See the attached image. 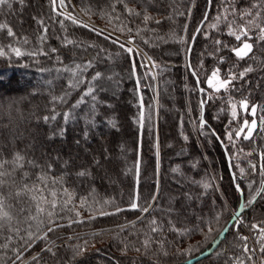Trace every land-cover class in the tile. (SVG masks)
I'll list each match as a JSON object with an SVG mask.
<instances>
[{"label": "trees", "instance_id": "1", "mask_svg": "<svg viewBox=\"0 0 264 264\" xmlns=\"http://www.w3.org/2000/svg\"><path fill=\"white\" fill-rule=\"evenodd\" d=\"M113 2L71 0L68 6L83 23L88 24L84 20H89L92 22L90 26L103 29L106 35L124 38L118 31H113L118 23H109L108 16L101 15V10L111 12L110 5ZM231 3L244 9L250 0H231ZM89 5L91 12L86 11ZM15 7L18 14L6 17L0 14V22L7 19L18 36L28 37L30 43L24 45L21 42L22 50L31 52L41 47L39 36L42 30L34 19L36 17L43 19L49 27L47 43L43 47L45 50L56 48L58 51L48 56L0 57V149L4 150L7 158H11L16 150H27L29 159L35 158L41 163L52 162L54 170L51 176L58 179L64 175L63 183L77 197L73 203L79 205L80 197H86L92 206L91 209L87 206L77 209L80 217H76L74 211L66 210L64 215L67 218L82 219L84 222L59 228L49 233L46 241H39L27 254L29 258L40 254L38 261L33 264H187L192 257L209 248L214 238L218 239L221 229L238 210L241 196L235 191L226 154L232 172L245 188V196L242 197L245 210L241 213L244 223L239 228V234L231 224L230 231L224 234L217 247L192 264H226V258L233 255L243 259L239 236L249 237V246L258 247V233L250 225L257 223L264 226V197L258 198L253 205H247L245 201L261 183L259 169L264 163L260 157V153L264 152V131L258 128L252 141L241 138L235 140V144L227 140L226 131L234 132L244 119L251 121L253 118L250 114L240 112L238 119L232 121L229 96L237 102L247 98L250 104L258 105V124L264 116V46H256L253 59L238 61L228 49L220 51L217 57L210 55L216 50V39L233 47L238 46L233 37L224 34L227 28L223 22L218 29L210 28L223 12L224 0H211V4L209 0H128V7L137 11L147 9V13L153 17L146 29L142 17L133 19L130 26L142 29L141 36L136 40L141 56L147 53L163 69L160 72L150 69L151 76H148L145 69L139 67L140 59L137 57L139 91L137 77L131 74V57L117 45L68 20L64 21V29H61L57 21L63 17H57L52 12L50 0H25L22 13L19 4H15ZM116 8L117 12H123V4H117ZM206 12L203 31L196 37L189 55V62L199 73V88L205 89L202 96L196 78L186 66V49L192 33ZM122 22H129L126 13ZM203 32L210 33L211 38L206 40ZM65 35L84 47H63L61 38ZM181 36L185 37L186 43L178 42ZM145 39L149 43H144ZM0 42L8 43L6 34L0 37ZM89 44L96 47L89 48ZM101 47L107 49L114 59H102L96 69L86 74L91 78L95 70H100L106 77H112L103 82L104 91L99 93L102 103L97 106L92 117L95 123L89 125L84 120L91 108L89 99L87 104L74 110L65 138L49 140L53 125L44 124L43 117L52 115V97L64 94L70 75L58 73L56 69L93 58ZM57 56L63 65L57 63ZM218 56H223L225 63L220 64ZM249 65L253 66L254 71L243 80L234 81L229 91L215 93L208 88L206 80L215 67H220L221 76L224 77L229 69L238 73ZM84 87L71 90L67 104L56 105V111H68L71 104L80 98ZM141 98L146 117L143 129L137 122ZM201 99L207 101L203 111L208 128L204 135L199 132ZM109 121H113L115 126ZM229 121L232 123L229 124ZM56 123L63 126V118L60 117ZM210 129H215L221 140L211 135ZM85 132L88 133L87 138ZM184 136L188 137L187 141ZM118 152L121 154L119 158L116 156ZM137 159L140 161L138 187ZM96 161H99V165ZM193 163L197 165L195 168L191 167ZM252 164L257 166L256 174L250 170ZM241 168L244 169L242 177ZM80 170H87L90 175L78 178L76 173ZM36 171L38 169L33 170V173ZM193 180L200 184H192ZM204 182L212 186L205 190L202 186ZM250 183L252 189L247 187ZM137 191L142 207L151 204L153 196L157 197L153 209L143 216L138 210H127ZM187 192H191L194 199H185ZM105 200L111 203L104 204ZM116 207L125 210L116 215L99 214V209L113 212ZM169 208L176 210L171 217L173 222L180 229H188L189 233L179 235L166 231L157 237L165 241L164 248L160 249L154 244L153 250L145 254L142 241L149 233L148 222L153 216L168 219L161 209L167 211ZM218 213L220 220L217 223L214 217ZM90 216L96 219H89ZM67 218L61 221L65 225L68 223ZM138 218H142L143 222ZM201 218L211 221L215 226V231L207 238L197 227ZM132 221H137L134 228L129 226ZM36 227L37 224L33 222L32 230L35 231ZM3 242L0 238V244ZM21 243L16 240L12 246L18 247ZM189 245L194 246L191 258L176 254L177 248L183 251ZM77 246L85 250L73 260V249ZM46 248H52L55 255L44 251ZM137 248L141 250L136 251ZM164 251L168 252L167 256L163 255ZM259 255L257 252L256 264ZM12 259L14 255L11 251L0 248V264H12Z\"/></svg>", "mask_w": 264, "mask_h": 264}, {"label": "snow or ice", "instance_id": "2", "mask_svg": "<svg viewBox=\"0 0 264 264\" xmlns=\"http://www.w3.org/2000/svg\"><path fill=\"white\" fill-rule=\"evenodd\" d=\"M71 3V0H50L52 7V12L55 13L57 17H63L57 21L60 24L61 29H64V21H71L73 25H77L82 28H87L89 31L94 32L97 36H102L104 40L110 41L112 44L117 45L119 49L123 50L124 53L128 54L131 57L132 68L131 74L134 77H137V91L140 90V78L137 74V60L139 57L140 63L139 67L145 69L146 75L151 76L150 69H156L157 72L163 71L156 61L149 56L147 53H144L143 56L140 54L139 46L136 44L137 37L141 36L142 29L140 27L133 28L131 21L133 19L143 18V26L146 29L149 23L153 20V17L147 13V9L143 11H137L135 8L128 7V0H114L110 5L111 12H104L101 10V15H107L109 18V23L117 22L118 26L113 29L114 32L118 31L121 36H124V40H121L120 37H113L112 34H105L103 29H97L85 24L80 21L71 11L67 10L68 4ZM211 4V0H209ZM15 4H19L20 11L22 13L23 8L25 7V0H0V14H3L5 17L8 15H16L17 9ZM123 4V12H117L116 5ZM74 8L75 5H72ZM87 12H91V5L86 9ZM124 13L127 14L128 23H123L122 18ZM184 15V13H179ZM37 24L41 28V35L39 36V44L41 47L34 51L22 50L20 46L21 42L24 45L30 43L28 37H20L14 31L12 25L8 23L7 19L3 22H0V37H3L6 34L8 38V43L0 42V57L8 58L10 55H14L16 58H20L24 55H29L32 57L36 56H48L49 53H57L56 48H51L50 50H45L43 47L47 43L49 27L45 24L44 20L41 18H36ZM205 20H207V14L205 15ZM157 24L160 21H155ZM223 22L226 25L227 31L224 33L227 36L233 37L238 46H230L229 44L224 43L220 39L214 41L216 45V50L213 53H210L211 56L217 57L218 53L223 49H228L231 51L238 61L247 59H253L255 56L254 49L257 45L264 46V0H250L248 7L244 9H239L238 7L233 6L231 0H224L223 12L217 16L216 23L210 25L212 29H218L220 23ZM66 31V29H65ZM187 31V25H185V32ZM203 31V26H199L196 29V33L192 37L194 42L196 36ZM205 39H210V33L203 32ZM62 46L68 47L69 45L83 48L82 43H77V41L68 38L67 35L61 38ZM179 43H186L185 37L181 36L179 38ZM144 43H149L147 39L144 40ZM87 47L95 48L96 45L89 44ZM187 52L191 51V46L186 49ZM103 53V56H101ZM119 55V53H117ZM146 58V59H145ZM102 59H114L112 54L108 52L107 49L100 48L96 53V56L84 60L81 63H77L74 66H63L57 68L58 73H68L69 79L67 83V90L63 95L53 96L51 109L52 115H45L43 117L44 124H52L53 129L51 131L49 140H55L57 137L64 139L67 133V125L74 117V110L79 108L82 104H87L91 102V108L85 114L84 120L86 124L93 125L95 120L92 118L95 115L97 106L102 102L99 99V93L104 91V80H111V76H105V73L100 70H95L91 75V78H88L86 75L90 70L96 69L97 64ZM57 63L63 65V61L60 60L59 56L56 57ZM220 64L225 63V58L223 56H218ZM264 63V61H262ZM188 69L191 71L193 77L196 78V83L199 88L200 78L199 73L196 68H193L189 62L187 65ZM203 65L201 64V67ZM45 71V69H42ZM254 71L252 65H249L243 69V71L235 72L229 69L226 76H221L220 67H215L211 74L208 75L206 83L208 88L212 89L215 93H220L222 90L227 92L230 87L233 85L234 81L243 80L248 73ZM152 78H155L154 76ZM81 86H85L80 98L71 104V107L68 111L63 113L56 111V105L67 104V97L71 94V90H79ZM201 95L205 94L204 88H199ZM211 99V96L209 97ZM207 101L201 99V113L199 119V132L201 135L205 134V130L208 128V122L204 118V106ZM229 107L231 109L230 115L232 121L237 120L239 113L242 112L245 115L250 114L253 119L251 121L244 119L243 123L233 132L232 130L226 131L227 140L235 144V140L243 139L245 141H252L254 139V134L259 128L260 131H264V116L259 119V124L256 119V113L258 105L250 104L247 98H244L240 101H234L231 96H229ZM139 117L137 122L140 125V128L143 129L145 124V114L143 111L144 105L141 98L139 103ZM223 111V110H222ZM264 111V110H262ZM62 117L64 121L63 126H59L56 122ZM218 118V117H216ZM147 119H151L148 117ZM229 121V124L232 123ZM110 124L115 126L113 121H109ZM58 129V130H57ZM211 135L215 136L217 140H221L219 134L215 129H210ZM88 133L85 132V138H87ZM235 137V139H234ZM185 141L188 140L187 136H184ZM77 144L80 143L79 140L76 141ZM223 144V141H221ZM227 148V145H224ZM35 148V145H33ZM241 151H243L241 149ZM251 155V153H248ZM27 150L20 151L16 150L12 153L11 158H7L3 149H0V238L4 240L0 244V248L4 250H9L13 253L14 259H12V264H33V262L38 261L40 254L38 253L35 256L27 255L30 251L36 246L39 241H46L48 239V234L57 231L62 227H71L74 223H83L82 219H71L67 218L64 213L65 211L75 212L76 217H80L79 208H84L87 206L91 209V205L88 204L86 197H80V204L75 205L76 194L70 191L69 187L63 183L64 175L62 174L60 178L52 177L51 174L54 170V164L52 162L41 163L35 158H28ZM158 155V152H157ZM261 160H264V152L260 153ZM59 159V157H57ZM67 164V162H65ZM96 164L99 165V161H96ZM197 165L193 163L192 168H195ZM136 177H137V187L139 185V175H140V161L137 159L136 162ZM38 169L35 173L33 170ZM250 170L253 174L257 172V166L255 164L250 165ZM177 171V169H173ZM241 177L244 174V169H240ZM90 173L87 170H80L76 173L78 178H83L89 176ZM259 175L261 177L260 186L255 188L250 193V198L246 199L245 203L247 205H253L257 202L258 198L264 197V163L260 165ZM34 176V178H33ZM192 184L198 185L199 181L193 180ZM233 183L235 186V191L241 197L245 196V188L241 186L239 178L233 173ZM203 188L207 190L212 185L208 182L203 183ZM249 189H252V184L250 183L247 186ZM5 188L7 191L5 192ZM185 199L192 200L194 199L191 192L185 193ZM153 203L148 204L146 207H142L139 203V193L132 199L131 203L128 205L127 210L131 211H140L142 214L150 213L153 209V206L157 200L156 196L152 198ZM111 201L105 200L104 204H109ZM125 209L116 207L113 212L104 211L99 209L100 216L107 215H116ZM245 210V204H241L240 208L232 216L230 223L235 226L237 234H239V228L241 224L244 223L241 213ZM164 213V216H167L168 219H164L163 216L156 217L153 216L152 219L148 222L149 233L146 234L145 238L142 241V247L147 254L149 251L153 250V245H157L158 248L163 249L165 241L162 239H157L158 236H162L166 231L175 232L179 235L188 234V229H180L172 220V214L176 211L174 208H169L167 211L161 209ZM68 219L67 225L62 223L64 219ZM89 219H96L95 216H90ZM142 221V218H138ZM215 222H219L220 214L218 213L214 217ZM33 222L37 224L36 230L33 231ZM137 221L130 222V227L134 228ZM27 225V227H25ZM200 233L205 237H209L214 231L215 226L211 221H205L200 219L199 224L197 225ZM250 228L258 233L256 238V243L258 247H250L248 244L249 237L239 236L241 244V253L243 259L238 256H228L226 258V264H256L257 256L256 253L259 252V264H264V226L257 223H252ZM46 229V230H45ZM123 231V229H121ZM230 231L228 227L221 229V233H227ZM71 239V237H69ZM16 240L22 241L18 247H13V243ZM87 242H85L86 244ZM213 245H217V239L212 240ZM198 248V246H196ZM194 246L189 245L186 249L181 251L179 248L176 250L177 255H187L191 258ZM84 247L77 246L73 249V260L75 256L81 255L84 251ZM140 248H137L136 251H140ZM44 251L52 252L55 255V252L52 248H46ZM163 255L167 256L168 252L164 251Z\"/></svg>", "mask_w": 264, "mask_h": 264}, {"label": "water", "instance_id": "3", "mask_svg": "<svg viewBox=\"0 0 264 264\" xmlns=\"http://www.w3.org/2000/svg\"><path fill=\"white\" fill-rule=\"evenodd\" d=\"M206 14H208L207 12L205 13V15ZM205 15H204V17L201 19V21L198 23V25L196 26V28H195V30H194V32L192 33V36H191V38H190V41H189V43H188V47L189 46H191V49H192V47H193V44H194V42L192 41V37H193V35L196 33V29H197V27H199V26H203V24L205 23ZM198 36V35H197ZM196 36V37H197ZM187 47V48H188ZM189 55H190V52H187L186 51V61H187V64L189 63ZM226 158H227V163H228V167H229V169H230V173H231V176L233 177V172H232V169H231V164H230V159H229V157H228V155L226 154ZM152 203H153V201H152ZM243 203V198L241 197V200H240V204H239V207H238V210H239V208H240V205ZM237 210V211H238ZM236 213V212H235ZM144 214H142V216H143ZM141 216V217H142ZM231 221V220H230ZM230 221H229V223L225 226V227H230V225H231V223H230ZM224 234L225 233H220V235H219V237H218V239H217V241H218V244L220 243V241L222 240V238H223V236H224ZM217 244V245H218ZM217 245H211L209 248H207L206 250H204L203 252H201V253H199V254H197V255H195L194 257H192L188 262H187V264H192V263H194V262H196L197 260H199V259H201V258H203V257H205V256H207L208 254H210L216 247H217Z\"/></svg>", "mask_w": 264, "mask_h": 264}, {"label": "rangeland", "instance_id": "4", "mask_svg": "<svg viewBox=\"0 0 264 264\" xmlns=\"http://www.w3.org/2000/svg\"><path fill=\"white\" fill-rule=\"evenodd\" d=\"M67 10L68 11H71L70 9H69V6L67 7ZM79 14V13H78ZM79 17H81V18H83L80 14H79ZM84 21H86L88 24H92V22L91 21H89V20H84ZM99 28V27H98ZM120 39H122V40H124V38H122V37H120ZM253 119V118H252ZM251 119V120H252ZM118 158L119 157H121V154H120V152H118V154L116 155ZM257 264H259V261L257 262Z\"/></svg>", "mask_w": 264, "mask_h": 264}]
</instances>
